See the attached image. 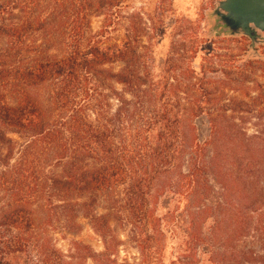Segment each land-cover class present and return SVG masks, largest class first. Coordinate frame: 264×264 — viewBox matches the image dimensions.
Listing matches in <instances>:
<instances>
[{
    "label": "trees",
    "instance_id": "16d2710c",
    "mask_svg": "<svg viewBox=\"0 0 264 264\" xmlns=\"http://www.w3.org/2000/svg\"><path fill=\"white\" fill-rule=\"evenodd\" d=\"M124 2L0 0V264H264V124L242 125L254 111L245 98L264 95L208 109L209 70L183 54L154 75L144 29L112 10ZM80 218L102 251L48 239L46 227L78 233ZM113 223L128 229L132 261Z\"/></svg>",
    "mask_w": 264,
    "mask_h": 264
},
{
    "label": "rangeland",
    "instance_id": "374dc122",
    "mask_svg": "<svg viewBox=\"0 0 264 264\" xmlns=\"http://www.w3.org/2000/svg\"><path fill=\"white\" fill-rule=\"evenodd\" d=\"M220 0H125L119 6L112 7L113 11H124L133 15L135 27L144 29L142 37L137 39L139 44L146 45L147 61L150 70L154 75L160 74L168 68L170 62L181 58L182 54L186 60L193 59V66L200 70L203 66L209 72L206 75L208 89V109L228 104L218 102L223 95L240 96L242 92L250 93L251 97L264 95V44L254 51L249 47L247 38L240 34H232L215 15ZM107 6H104L105 9ZM97 8H92L95 11ZM214 10V11H213ZM104 11V10H102ZM106 11V10H105ZM104 21L103 16L91 19V28L97 32ZM124 29L117 28L111 34V42L121 41ZM197 49V54L184 49ZM191 57V58H190ZM215 69V70H214ZM229 72L227 75L226 72ZM232 71H240L246 78L243 86L231 81L234 74ZM239 85V86H237ZM233 88H238L234 90ZM224 99V98H223ZM247 103L253 107V114H244V129L248 133H253L258 123L264 124V117L257 119L260 112L264 113V98L252 101L245 98ZM218 100V101H217ZM217 101V102H216ZM252 101V102H251ZM248 105V106H249ZM249 106V107H250ZM236 123H241V119H236ZM197 135L201 141L209 140L210 122L206 115H202L196 121ZM243 141L245 137H241ZM239 143V141H238ZM240 144V143H239ZM232 146V150H234ZM216 184V183H215ZM219 185L215 187L219 190ZM38 205V204H37ZM36 206V205H35ZM38 207V206H36ZM44 212L41 206L37 209L35 220L40 225L44 220ZM81 229L78 233L69 232L63 229H50L48 239L58 249L67 252L74 240L82 241L92 247L96 252L104 249L101 237L93 231L87 219L80 218ZM119 238L124 244L118 247L120 259H130L138 255L134 242L129 241L124 229L118 228L113 223ZM118 229V230H117ZM172 242L168 244L166 250V261L170 262L173 256ZM17 258H10L13 263H22V255ZM88 264H92L89 260Z\"/></svg>",
    "mask_w": 264,
    "mask_h": 264
},
{
    "label": "water",
    "instance_id": "95a60500",
    "mask_svg": "<svg viewBox=\"0 0 264 264\" xmlns=\"http://www.w3.org/2000/svg\"><path fill=\"white\" fill-rule=\"evenodd\" d=\"M220 7L225 8V2L220 3ZM227 15L218 11L222 19L231 28L243 27L245 33H250L248 23L253 22L258 28L264 30V0H233L229 6Z\"/></svg>",
    "mask_w": 264,
    "mask_h": 264
},
{
    "label": "flooded vegetation",
    "instance_id": "af4514ba",
    "mask_svg": "<svg viewBox=\"0 0 264 264\" xmlns=\"http://www.w3.org/2000/svg\"><path fill=\"white\" fill-rule=\"evenodd\" d=\"M225 2V8L220 7V3ZM233 0H220L218 4V9L215 10V15L220 18V20L223 22V25L232 33V34H240L241 36L248 39L249 47L252 48L254 51L257 50L258 46H261L264 44V30H261L258 28L253 22L248 23V28L250 30V33H245L243 30V27H246V25H242V27H238L236 29L231 28L228 23L225 21V19H222L220 15L218 14V11L223 13L224 15L228 14L227 11H229V6L232 4ZM214 11V10H213Z\"/></svg>",
    "mask_w": 264,
    "mask_h": 264
}]
</instances>
